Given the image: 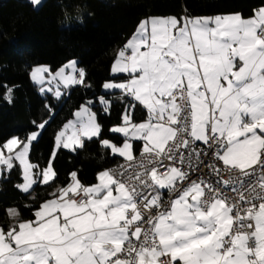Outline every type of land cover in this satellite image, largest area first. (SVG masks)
<instances>
[{"label":"snow or ice","instance_id":"1","mask_svg":"<svg viewBox=\"0 0 264 264\" xmlns=\"http://www.w3.org/2000/svg\"><path fill=\"white\" fill-rule=\"evenodd\" d=\"M110 71L126 74L102 85L128 98L121 123L109 129L122 134V145L101 138L93 106L111 109L101 95L54 136L50 161L38 173L28 154L47 121H33L36 130L23 140L0 142V175L19 161V190L51 187L58 178L51 162L56 150L75 151L94 139L130 163L98 171L91 185L72 171L32 219L0 226V264H264V4L250 18H145ZM86 77L75 60L55 72L47 66L31 72L40 90L57 99L61 86L90 87ZM4 99L12 102L11 88ZM137 106L147 110L143 122L133 119ZM132 141H142L143 159L134 164ZM201 165L209 178L192 179ZM221 171L235 184L214 180ZM229 187L238 199L226 194ZM8 214L19 216L15 209Z\"/></svg>","mask_w":264,"mask_h":264},{"label":"trees","instance_id":"2","mask_svg":"<svg viewBox=\"0 0 264 264\" xmlns=\"http://www.w3.org/2000/svg\"><path fill=\"white\" fill-rule=\"evenodd\" d=\"M264 4V0H42L33 6L29 0H0V142L11 137L24 139L35 130L33 121H47L45 129L33 141L28 161L38 165L35 172L47 166L54 151L56 132L72 118L82 104L101 95L111 102L108 113L97 103L93 111L102 125V137L120 145L124 137L109 129L121 123L128 109V98L120 91H104L103 83L123 81L126 74L110 73L118 51L149 16H205L239 13L244 18ZM87 72L86 87L72 86L56 100L51 94H40L31 82L29 72L36 64L56 70L69 60ZM6 88L12 89L11 103L4 99ZM135 122L145 120L146 111L137 106L132 113ZM137 153L140 141H132ZM101 147L98 140L85 141L75 151L56 150L51 161L58 178L51 187L37 183L28 193L16 186L21 170L15 162L11 171L0 175V226L10 223L8 210L19 212L17 220L33 218V209L77 171L85 185L96 181L98 171L121 161Z\"/></svg>","mask_w":264,"mask_h":264},{"label":"built area","instance_id":"3","mask_svg":"<svg viewBox=\"0 0 264 264\" xmlns=\"http://www.w3.org/2000/svg\"><path fill=\"white\" fill-rule=\"evenodd\" d=\"M141 152H142V151H139V152L133 154V155H134V162H132L133 164H134L135 162H139L141 159H143V157L141 156ZM128 163H130V162H127V161H125V159H122V160L119 161L118 163H116V164H114V165H111V166L107 167L106 169H118V167H119L120 165H125V166H127ZM165 163H168V162L166 161ZM193 163H194V165L197 163V162L195 161V159L193 160ZM209 163H211V161H209ZM185 168H186V166H185ZM132 170H135V169L133 168ZM208 171H209V170H208L207 167H205L204 165H201L200 168H199V170L196 172V174H194V175L192 176V179L197 180V179H199L200 177H203V178L207 179V178H209L208 175H207ZM259 175H260V170H259V168H257V175L254 176V177H252L253 181H255L256 178H257ZM213 179H214V180H215V179H219V180H221V181H223V180H227V181H229V184H230V185L235 184V179H234V177H233V176H230L226 171H221L220 176H219V177H213ZM178 187H179V185H178ZM225 192H226V194H228L229 196H232V197H235L236 199H238V195H237V193L232 192V191H231V187L225 189ZM174 195H175V194H172V198H174ZM169 199H170V196H169L168 192H167V191H164V193H163V204H164V207H167V206H168V203H167V202L169 201ZM148 214H149V213L145 212V215H148ZM145 227H146V226H145Z\"/></svg>","mask_w":264,"mask_h":264},{"label":"rangeland","instance_id":"4","mask_svg":"<svg viewBox=\"0 0 264 264\" xmlns=\"http://www.w3.org/2000/svg\"><path fill=\"white\" fill-rule=\"evenodd\" d=\"M229 14H231V13H229ZM216 15H223V14H216ZM205 16H208V17H213V16H215V15H205ZM205 16H190V17H205ZM149 17H173V16H149ZM149 17H147V18H149ZM175 17V16H174ZM182 17H184V16H182ZM182 17H180V18H182ZM251 17V16H250ZM250 17H246V18H250ZM145 19V18H144ZM144 19H142V20H144ZM141 20V21H142ZM140 21V22H141ZM139 22V23H140ZM139 25V24H138ZM138 25H137V27H138ZM137 27H136V29H137ZM136 31V30H135ZM134 31V32H135ZM72 60H74V59H72ZM69 61H71V60H69ZM69 61H67V62H69ZM76 61V60H75ZM66 62V63H67ZM66 63H64L63 65H65ZM62 65V66H63ZM37 66H47L46 64H36V65H34V66H32L31 67V69H30V72H29V78H30V80H31V82L37 87V90L39 91V93L40 94H51L56 100H59V99H61L62 97H63V95L65 94V91L67 90V89H64L62 86H61V91H62V93H63V95L59 98V99H57L54 95H53V93L52 92H48V91H41L40 89H41V85H39V84H37L36 82H34L33 80H32V78H31V72H32V70H33V68H35V67H37ZM48 67V66H47ZM60 68V67H59ZM58 68V69H59ZM58 69H56V70H58ZM56 70H52L53 72H55ZM49 85L48 84H45L43 87L46 89L47 87H48ZM52 87L54 88L55 87V84H53L52 85ZM104 90V89H103ZM105 91V90H104ZM110 91H112V90H110ZM85 104V103H84ZM84 104H82V105H84ZM98 105H100L99 103H97ZM146 119H147V117H146ZM145 119V120H146ZM63 129V127H61L57 132H56V134L60 131V130H62ZM36 130V129H35ZM34 131V130H33ZM72 131H73V129L72 128H69L68 129V131H66V136L67 135H71V133H72ZM32 132V131H31ZM31 132H29V133H31ZM28 133V134H29ZM121 136H122V134H120ZM11 138H13V137H11ZM10 139V138H9ZM125 139V138H124ZM23 140V139H22ZM123 142H124V140H123ZM123 142L120 144V145H122L123 144ZM69 150H71V149H69ZM18 165H19V168H20V170H21V179H22V181H21V183L23 182V166H21L20 164H19V161H15ZM21 191V190H20ZM12 209H14V208H11V209H9V210H12ZM9 210H8V212H9ZM8 216H9V219H10V223L11 224H15L16 222H17V217L16 218H13V217H11L9 214H8ZM24 221H27V220H24Z\"/></svg>","mask_w":264,"mask_h":264},{"label":"crops","instance_id":"5","mask_svg":"<svg viewBox=\"0 0 264 264\" xmlns=\"http://www.w3.org/2000/svg\"><path fill=\"white\" fill-rule=\"evenodd\" d=\"M135 33V32H134ZM133 33V34H134ZM133 34L130 36V38L133 36ZM129 38V39H130ZM113 64V63H112ZM111 70V69H110ZM110 73H111V71H110ZM112 74V73H111ZM113 75V74H112ZM117 91H119V90H117ZM81 107V106H80ZM80 107L77 109V110H79L80 109ZM142 107V106H141ZM143 108V107H142ZM144 109V108H143ZM76 110V111H77ZM145 111H146V113H147V110L146 109H144ZM76 111H74V114H75V112ZM73 114V116H72V118H70L66 123H68L69 121H72V120H75V115ZM143 121H145V120H142V121H139V122H143ZM66 123H64V124H66ZM63 127V126H62ZM68 131V130H67ZM141 142V145H140V147L137 149L138 151L137 152H139V151H142V141H140ZM69 150V149H68ZM134 154V153H133ZM122 159H124V158H122ZM94 183H96V181L94 182ZM93 183V184H94Z\"/></svg>","mask_w":264,"mask_h":264}]
</instances>
